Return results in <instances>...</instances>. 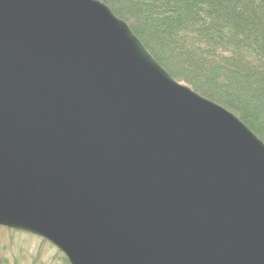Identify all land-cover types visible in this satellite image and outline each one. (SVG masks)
<instances>
[{"label":"water","instance_id":"95a60500","mask_svg":"<svg viewBox=\"0 0 264 264\" xmlns=\"http://www.w3.org/2000/svg\"><path fill=\"white\" fill-rule=\"evenodd\" d=\"M0 227L69 264H264V143L97 0H0Z\"/></svg>","mask_w":264,"mask_h":264},{"label":"trees","instance_id":"16d2710c","mask_svg":"<svg viewBox=\"0 0 264 264\" xmlns=\"http://www.w3.org/2000/svg\"><path fill=\"white\" fill-rule=\"evenodd\" d=\"M177 82L264 143V0H97ZM0 264H9L0 256ZM62 264H69L62 257Z\"/></svg>","mask_w":264,"mask_h":264},{"label":"rangeland","instance_id":"374dc122","mask_svg":"<svg viewBox=\"0 0 264 264\" xmlns=\"http://www.w3.org/2000/svg\"><path fill=\"white\" fill-rule=\"evenodd\" d=\"M0 256L9 264H62L63 254L32 234L0 227Z\"/></svg>","mask_w":264,"mask_h":264}]
</instances>
